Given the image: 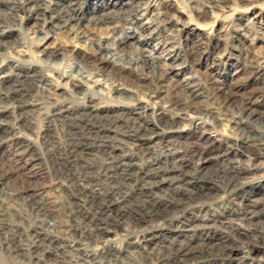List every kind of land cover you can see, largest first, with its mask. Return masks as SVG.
Instances as JSON below:
<instances>
[{
	"label": "rangeland",
	"instance_id": "obj_1",
	"mask_svg": "<svg viewBox=\"0 0 264 264\" xmlns=\"http://www.w3.org/2000/svg\"><path fill=\"white\" fill-rule=\"evenodd\" d=\"M0 1V10L4 12L8 11L7 8L10 5L8 1ZM110 1L111 4L115 2L114 0ZM204 1L208 0H171L169 3L173 7L170 8L166 6L163 0H157L154 7L146 8V4L144 5L143 1L138 5L136 2L139 3L140 1L137 0H118L115 6H106L105 0H77L74 12L77 14V18L81 19L79 26L71 22L65 28L55 29L52 26L54 24L47 26L44 25L42 20L20 14L24 18L22 23L17 22V26H11V32L9 35L7 34V41L13 44L8 50L10 55L17 56L22 51L36 61L47 58L51 52L59 49L62 54L55 61L57 63L55 64L56 68L61 70V68L66 66L69 67V65L73 66L75 64L76 66V63L84 67H93L95 64L98 65V61L90 50V44L94 40H100L101 43H109L113 47V40L118 35L120 36L122 31L118 29L119 25L105 24L94 26L88 22V19L91 17H103L106 19L132 15V17L138 19L139 24L151 23L153 25L154 38L142 44L134 40L128 41L126 44L117 47L116 57L121 58L123 56V59L126 61L132 59V63H135L140 57L142 62H139L138 59L137 63H135L136 65L129 66L125 61L120 66L115 56H111L112 59L110 55H106L111 65L104 66L99 64V68L101 66L100 72L104 75L103 77L96 76L89 78L87 75H83V85L75 91L76 99H67V97L61 94L62 91L59 90L56 92L58 98L66 99L64 101L66 107L72 105L79 109L81 108L80 103L83 100V95L86 92L85 89L92 87V90L96 94L94 93L95 96L92 95L93 100L91 105L99 106L103 109H111L109 108L110 105H114L115 102L107 100L108 98L116 99L117 96L110 90L119 88L118 85L121 84L127 90L135 89V93L137 92L140 95H142L144 90L150 92L157 88L156 94H153V96L150 94L152 101L156 103L154 106L163 104L165 100L173 99L171 101H174L175 98L180 101H182L181 99L183 101L193 100V102L200 105H209L214 115L218 114L217 116H220L221 122L219 126H216L218 127L217 130L214 128L215 130L211 129V132H208L213 140L204 143L199 139L200 131L198 129H191L183 135H175L168 139V141H173L172 150L181 152L182 158H185V161H187L184 171H187L189 175H193V168L198 165L197 160H192L194 153L191 152V148L193 145L198 146L199 155L201 154L204 158L203 162L208 159L207 163L202 166L201 172L196 175V178L200 182L195 180V183L208 185V188H210L207 191L208 193L210 191L209 196L211 195L214 200L210 196L211 200L201 199L202 201L184 202L182 200L186 196V192L178 193L179 195L174 194L172 188L175 184L168 185V183H165L157 187L156 192H158L160 199H164L162 201L168 202L171 198H177L179 206H182L172 210L174 212L162 211L163 217L160 215L158 222L156 221L153 225H149V228L153 229V231L159 228L161 232L160 237L156 239L155 245L151 246L153 249L147 251L149 254L136 250L131 246L132 244L129 241H124L122 243V251L124 252H122L120 257L122 262L120 260V263L117 264H160L162 258L164 259V257L173 252L171 247L188 246L192 247L193 251L197 253H216L217 246H220V243H238V247L234 250L233 256L225 261L220 260V258L216 259V257L209 258L206 255L207 257L202 259L204 264H238L239 262H243L241 264H250L251 262V264H264V244L257 238V236L264 234V157L255 160L251 156L246 155L239 158L238 151L240 149L238 144L242 141V133L234 129L236 127L230 122L232 115L238 111L243 110L246 114H252L249 126L255 129L264 139V94L261 92L262 88H264L262 87L264 86V76L260 75L262 72H256L253 69V67L261 65L260 67L263 68L264 72V0H212L215 4H213L215 6L213 9L207 7V5L203 6L201 4V6L200 3ZM135 6L141 7V9L143 7L144 10L135 12ZM178 6L183 7L186 11L182 10L184 13H178L176 11V9H179ZM235 7L237 8L236 13H232L231 10L228 11V9ZM199 10H202V12ZM196 12L199 13L197 14ZM177 20H179L180 24H175ZM188 21H191L190 25H187ZM196 25H206L209 27L211 32L209 37L201 39L199 36L201 32L196 29ZM113 27L119 30L117 36L112 33ZM125 28H128V26H125ZM46 30H49L46 40L44 42L38 41L37 37H42ZM143 34L146 35V33ZM20 43L23 44V48H15ZM112 49H115V47ZM144 50L154 53L155 56L161 59L153 62L150 61L149 64L142 68L143 60L141 56L142 54H148L142 53ZM109 54H113V52L111 51ZM28 57L24 58L25 61L27 63L32 62L30 59L28 60ZM112 65H115V67H112ZM124 68L126 69L124 70ZM81 69L83 70V68ZM64 71L66 76L71 73L69 68H66ZM154 72H156L155 75ZM52 74L56 76L55 73ZM1 76L2 74H0ZM93 82H96L95 85H93ZM157 82L159 83L157 84ZM194 83L200 87L198 93L201 92V96H195V93L191 92L194 89ZM27 97L30 99L29 96ZM79 98H82V100ZM40 115L36 113L32 116L31 129L29 131L24 132L13 129L8 134L10 138L15 137L16 140L23 137L25 133L28 139L35 140L36 135L41 133L42 135H39L42 138H39V141H37L41 145L37 146L36 151H32L31 155L24 156L25 160L30 156L34 160L25 161L22 159L18 162V168H16L12 162L13 155L16 152L15 140H13L14 143L8 141L7 143L0 144V198L3 199L1 195L8 196V200H6L7 205H5L8 209L6 213H12V215L19 217L21 221L24 220V223H28L29 220L35 217L36 214L34 213L36 211L27 204V195L34 193L33 191L35 190L45 189L48 200L45 203L46 207L51 212L50 214L63 222V226L61 227H64V223L68 221V195L74 189L72 187L73 181L69 182L68 177H79L81 175L79 178H89L91 176L90 179L93 182L92 184L95 185L94 189H96L95 198H85V195L89 196L90 194H83V196L79 197H82L81 199L83 200L87 199L85 207L90 211L89 214L98 216V214L103 213L101 216L115 221L113 222L114 226L117 224V231L111 232L110 237L105 239L116 240L115 237L123 236L122 240H124V235L133 236V224L125 216H121L118 209H116L117 207H112L111 211L104 212L98 209L101 205H107L109 198H119L117 190H112L116 185L113 180L114 176L110 177V175L106 176L103 174L107 169L105 164L107 163L106 158L102 154L94 152L86 155V157L84 156L82 160L78 161L71 168L66 167V165L64 166L65 152L63 150L67 143V134L69 131L70 133L72 131L66 126L67 123L54 122L48 118V115L46 117ZM263 139L262 146L264 147ZM154 143L158 145L154 144L155 146H152V150L135 152L139 153L136 155L138 163H144L143 161L146 162L149 159H153L159 152L164 151V149L159 150L162 146L159 140ZM156 152L157 154L155 155ZM225 152H227L226 156H221ZM128 154H131V152ZM142 156L143 158H141ZM146 158L148 159L146 160ZM227 158L231 161L233 160L235 163ZM225 164H230L236 169L239 167V169L245 171V174L241 176L243 178L240 180V184H245V187L237 195L225 193L221 187L222 177H225L222 174V168ZM76 168L80 175L77 173ZM65 174L67 175L65 176ZM185 178L192 180L195 176H186ZM181 181L179 180V182ZM108 182L110 183L108 184ZM57 183H61L63 186L60 187ZM106 195L108 197H104ZM130 201L131 205H137V201L134 198L130 199ZM127 207L126 210L128 212L134 210V206ZM248 208L256 211L257 214L259 213L257 215L258 220L244 223L234 217ZM180 209H184L185 212L178 216V212L181 211ZM225 211L231 212L232 217L230 221L224 220L223 224H221L217 220L221 218L222 213ZM175 213L176 217H174ZM250 223L254 225L252 226ZM155 234L157 235V233ZM131 239L134 240L133 237ZM247 245L250 246V250L254 249V252H250L249 255H246ZM116 246H119V244H115ZM240 257H243V261H241ZM100 260L102 264H114L108 258ZM0 264L29 263L25 259L14 258L10 254L8 255L6 252L0 250ZM46 264H57V262L55 263L52 258H49ZM61 264L69 263L63 262ZM71 264L74 263L72 262Z\"/></svg>",
	"mask_w": 264,
	"mask_h": 264
},
{
	"label": "bare ground",
	"instance_id": "obj_2",
	"mask_svg": "<svg viewBox=\"0 0 264 264\" xmlns=\"http://www.w3.org/2000/svg\"><path fill=\"white\" fill-rule=\"evenodd\" d=\"M7 1L10 4L7 8L8 11L4 12L0 10V74H2L0 77V144L7 143L8 141L14 143L13 140H15V137L10 138V136H8L10 131L13 129H18L24 132L29 131V129H31L32 116L36 113L41 114L44 117L48 115V118L54 122L59 121L64 124L67 123L66 126L72 132H68L67 143L65 145V149L63 150V152H65L64 166L66 165V167L71 168L78 161L82 160L84 156L86 157V155H90L94 152L102 154L104 158H106L107 162L105 163L107 169L103 174L106 176L110 175V177L114 176L113 180L117 186L115 185L112 190H117L119 198H109L107 205H101L98 209H101V211L104 212L111 211L112 207H117L116 209H118L121 216H125L128 221L133 224L134 235H124V240H122L123 236H119L118 238L115 237L116 240H110V238L105 239L110 237L111 232L114 233L117 231V224L114 226L113 222L115 221L101 216L103 213L98 214L99 218L98 216L89 214L90 211H88L85 207L87 199L83 200L81 199L82 197L79 196H83V194H90L89 196L85 195V198H95V185L92 184L93 182L90 179V175H88L90 176L89 178H79L81 175L76 168V171L80 176L68 177L69 182L73 181L72 187L74 189L71 190L69 188L71 191L68 195L67 203L68 221L64 223V227H61L63 226V222L57 220L52 214H50L51 212L46 207L45 203L48 200L45 189L35 190L33 191L34 193L27 195V204L36 211L34 213L36 214L35 217L29 220L28 223H24V220L21 221L19 217L12 215V213H6L8 209L5 207V205H7L6 200H8V196L1 195L3 196V199L0 198V250L6 252L8 255L10 254L14 258L25 259L29 264H46L47 259L49 258H52L55 263L57 262V264H61L63 262H68L69 264L72 262L74 264H102L100 259L106 258H108V260H110L112 263L117 264L120 263L121 254L124 252L122 251V243L124 241H129L132 244L131 246H133L136 250L148 253L147 251L153 249L151 246L155 245L156 239L160 237L161 234L159 228L155 227L157 229L153 231V229L149 228V225H153V223L156 221L158 222L160 215L163 214L162 211L170 212L182 206H179L177 198H171V200L168 202L162 201L164 199H160L158 192H156L157 187H160L165 183H168V185L175 184V186L172 188L174 194L179 195L178 193L186 192L184 199H181L184 202L195 200L202 201L210 199L211 196H209L210 191L209 193L207 191L210 188H208V185L203 183H195V180H198L196 175L201 172V169H203L202 166L207 163L208 159L204 160L203 162L202 160L204 158L201 156V154L199 155V150L197 148L198 146L196 147L193 145L191 148V152L194 153L192 160H197L198 165L193 168V175H189L187 171H184V167L187 166V161H185V158H182L181 152L172 150L171 146H173V141H168V139L175 135H183L188 130L198 129L200 131L199 139L204 143L213 140L212 136L208 132L214 128L217 130L218 127L216 126H219L221 122L219 119L220 116L218 117V114L214 115V112L212 108L209 107V105H200L193 102V100L183 101V99H181L182 101H180L176 100L175 98L174 101H171L173 99L165 100L163 101V104L154 106L156 103L152 101L150 94H152V96L153 94H156L158 91L157 88L154 91L151 90L150 92L144 90L146 92L143 91L142 95H140L137 94V92L135 93V89L127 90L121 84L118 85L119 88H113L110 90L113 91L117 96L116 99L108 98L107 100L115 102L114 105H110L109 108L111 109H103L99 106L97 107L91 105L93 100L92 95L95 96L96 94L92 90V87H87L85 89L86 92L85 95H83V100L82 98H79L82 100L80 103L81 108L78 109L72 105L66 107V103L64 102L66 99H59L58 95L56 94L58 90L62 91L61 94L67 97V99H76L77 97L75 91H77L79 87L83 85V75H87L89 78L96 76L103 77L104 75L100 72L101 66L99 68V64L104 66L108 64L111 65V62L107 60L106 55H110V57L115 56L119 65L125 62L126 60L123 59V56L121 58L116 57L117 47H120L121 45L126 44L128 41L133 40L139 44L153 40V25H151V23L139 24L137 21L138 19L132 17V15L106 19L103 17H91L88 19V22L94 26L105 24L119 25L118 29L122 31L121 35H118V37L113 40V47H115V49H112L113 47H111L109 43L103 44L100 40L92 39L94 41L92 44H90V50L95 55V59L97 58L98 65L95 64L93 67H84L76 63V66L75 64H73V66L69 65V67L66 66L64 68H69L71 72L70 75L66 76L64 68H61L60 70L59 68L55 67V64H57L55 62L57 57H60L62 54L59 49H55L50 53V56L45 59H38L34 61L32 57H28V55L21 50L20 54L17 56L10 55L8 50L13 44L12 42L7 41L8 39L6 38L11 32V26H17V22L20 24L22 23L24 18L21 17L20 14H25L28 17H34L38 20H42L44 25L47 26L54 24L52 26L55 29L65 28L67 25H70L71 22L79 26L81 24V19L79 17L77 18V14L74 12L77 0ZM114 1L115 2L111 4L110 0H105L106 6H115L118 0ZM137 1H140L139 3L136 2L138 5L143 1L144 5L146 4V8L154 7L157 2V0ZM163 1L166 3V6L170 8L173 7L169 3L171 0ZM208 1L201 2L200 5H207V7L211 9L215 8V4L213 3L214 1ZM178 8L179 9H176L178 13L186 11L183 7L178 6ZM139 10L141 11L144 9L143 7L142 9L141 7H136L134 11L139 12ZM229 10H231L232 13L237 12L236 7L230 8L228 11ZM199 11L202 12V10ZM159 14L162 15L161 13ZM175 24H180L179 20H177ZM190 24L191 21H188L187 25ZM206 25H196V29L201 32L199 35L201 39L207 38L211 34L209 27ZM125 26H128V28H125ZM118 29H115L114 27L112 29V33L116 36L119 31ZM48 32L49 30H46L42 37H37V40L44 42ZM143 33H146V35ZM20 47L23 48L22 43H20V45L16 46L15 48L19 49ZM111 51L113 54H109ZM142 53H148L142 54L141 56L143 60L142 68L149 64L150 61L153 62L161 59L160 57L155 56L154 53H151L147 50H144ZM25 57H28V60L30 59L32 62L27 63L24 59ZM138 59L140 62V57ZM138 59L135 61V63H137ZM126 62L129 64V66L135 64L132 63V59H129ZM260 66L257 65L256 67H252L256 70V72H262L260 75L264 76L263 68ZM112 67H115V65H112ZM81 68H83V70ZM125 69L126 68H124V70ZM52 73H55L56 76H54ZM155 73L156 72H154V75ZM106 78L108 77L106 76ZM95 83L96 82H93V85H95ZM158 83L159 82H157V84ZM193 87L194 89H192L191 92L195 93V96H201L202 93H198V90L200 91V87L195 85V83ZM261 92L264 94V88H262ZM27 96H29L32 100H30ZM78 102L80 101L78 100ZM42 111L43 113H41ZM251 117L252 114H246V112L241 110L232 115L230 122L236 127L234 129H237L242 133V141L240 144H238L240 149L238 151L239 158L249 155L256 160L264 157V147L262 146L263 138L255 129L252 127L250 128L249 121L251 120ZM39 134L42 135L41 133H38L35 140L28 139L25 133L23 137L17 138L15 140L16 152L13 155L12 162L16 168H18V162L24 159V156L31 155V152L34 151L37 146L39 147V145H41L37 142L39 141V138H42ZM157 140H159L160 144L162 145L161 147L158 146L160 147L159 150L164 149V151L159 152L158 155H156V152V157L154 156L153 159H149L146 162L143 161L144 163H138L136 155L139 153L135 152H147L152 150V146L158 145L154 143ZM129 152H131V154H128ZM226 153L227 152L223 153L221 156H226ZM141 158H143V156ZM148 158H146V160ZM31 160L34 159L30 156L25 161ZM231 162L234 161L232 160ZM222 174L225 175V177L222 175L223 177L221 180V187L225 193L237 195L243 191L245 184H240V180L243 178L241 176L242 174H245L243 169H239V167L236 169L230 164H225L222 168ZM66 175L67 174H65V176ZM186 176H195V178L190 180L185 178ZM179 180L182 181L179 182ZM109 183L110 182H108V184ZM131 183L132 185H130ZM57 184H59L60 187L63 186L61 183ZM104 197H108V195ZM133 198L135 201H137V205H131L130 199ZM211 198L213 199L212 196ZM207 203L209 202L207 201ZM127 206H134V210L128 212L126 210V208H128ZM184 212V209H182L178 212V216ZM226 212L227 211L223 212L221 218L217 220L221 224H223L224 220H231L230 218L232 217V213ZM258 214L256 211L248 208L245 211L238 213L234 217L237 220H241V222L249 223L258 220ZM174 217H176V213ZM251 225L253 226L254 224ZM155 233H157V235ZM132 237L134 240L131 239ZM257 238L260 239L264 244V234H262V236H257ZM115 244H119V246L115 247ZM217 247L218 249L216 253L211 254L194 252L192 247L190 248L188 246H181L178 248L171 247L173 252H171L167 257H164V259H160V264H204L202 259L206 258L207 256L209 258H220V260L225 261L233 256L234 250H236L238 247V243H220V246ZM246 251V255H249L250 252H254V249L250 250V246L247 245ZM240 259L243 261V257H240ZM241 263L243 262H239L238 264Z\"/></svg>",
	"mask_w": 264,
	"mask_h": 264
}]
</instances>
